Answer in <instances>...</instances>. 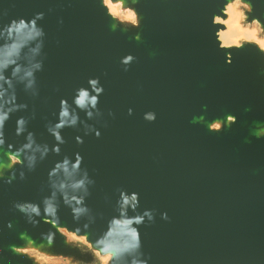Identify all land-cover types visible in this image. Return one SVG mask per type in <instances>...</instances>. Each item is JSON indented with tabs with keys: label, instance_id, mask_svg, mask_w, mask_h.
<instances>
[{
	"label": "water",
	"instance_id": "water-1",
	"mask_svg": "<svg viewBox=\"0 0 264 264\" xmlns=\"http://www.w3.org/2000/svg\"><path fill=\"white\" fill-rule=\"evenodd\" d=\"M110 1L0 0V264H264V0Z\"/></svg>",
	"mask_w": 264,
	"mask_h": 264
},
{
	"label": "bare ground",
	"instance_id": "bare-ground-1",
	"mask_svg": "<svg viewBox=\"0 0 264 264\" xmlns=\"http://www.w3.org/2000/svg\"><path fill=\"white\" fill-rule=\"evenodd\" d=\"M105 4L109 10V12L116 16L120 17L122 20L134 22V15L132 12H129L128 10L125 11V15L122 18L120 16L121 12V4L120 3H112L110 0H105ZM226 15L227 18L225 20L221 18L216 19V23L221 24L224 26V29L221 30L218 34L219 41L221 42V45L223 47H234L239 46L240 42L237 38L238 35L244 34L247 41H258L260 42V48L264 51V39H260L258 37V30L257 29H249L244 28L241 24L242 16L239 12V5L238 1H236L233 4H230L226 8ZM69 237L77 239L74 234H70ZM85 239L84 237H80L79 239ZM110 259V256H104L101 257V261H108Z\"/></svg>",
	"mask_w": 264,
	"mask_h": 264
},
{
	"label": "rangeland",
	"instance_id": "rangeland-1",
	"mask_svg": "<svg viewBox=\"0 0 264 264\" xmlns=\"http://www.w3.org/2000/svg\"><path fill=\"white\" fill-rule=\"evenodd\" d=\"M238 5H239V12H240V14H241V16H242V21H241V24H242V26L244 27V28H249V29H257L258 30V37L260 38V39H264V35L262 34V32L259 30V28H258V25L257 24H255V25H253V26H249V25H247V26H245L244 25V16H243V10L244 9H246V7L245 6H243L242 4H240L239 2H238ZM129 11V10H128ZM129 12H131V11H129ZM124 15H125V13H122V12H120V16L123 18L124 17ZM120 18V17H119ZM134 18V17H133ZM238 39H239V42H240V44L242 43V42H244V41H246V42H254V43H256L259 47H260V42H258V41H247L246 40V37H245V35L244 34H241V35H238V37H237ZM263 50V49H262ZM71 240H73V241H76V242H78V243H81V244H84V245H86L85 243V239L83 240L82 238L81 239H79V238H77V239H75V238H72V237H69ZM41 261H43L45 264H70L69 262H67V261H65V260H63V259H47V258H39ZM99 264H108V261H100V263Z\"/></svg>",
	"mask_w": 264,
	"mask_h": 264
}]
</instances>
